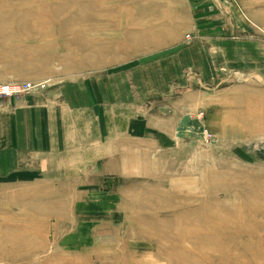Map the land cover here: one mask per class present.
Segmentation results:
<instances>
[{
  "label": "rangeland",
  "instance_id": "rangeland-1",
  "mask_svg": "<svg viewBox=\"0 0 264 264\" xmlns=\"http://www.w3.org/2000/svg\"><path fill=\"white\" fill-rule=\"evenodd\" d=\"M214 3L180 30L171 0H0V83L47 81L0 108L68 87L104 112L0 170V264H264V0Z\"/></svg>",
  "mask_w": 264,
  "mask_h": 264
},
{
  "label": "crops",
  "instance_id": "crops-1",
  "mask_svg": "<svg viewBox=\"0 0 264 264\" xmlns=\"http://www.w3.org/2000/svg\"><path fill=\"white\" fill-rule=\"evenodd\" d=\"M188 5H177L171 0V5L163 8H155L156 14H171L178 18L179 29L183 30L185 24L189 28L193 27V17L196 15H214L218 10H224L225 6H214L207 4L204 0H188ZM214 4V5H213ZM218 9V10H217ZM180 15H186L187 18H180ZM32 23V22H31ZM42 23L43 22H34ZM45 23V22H44ZM197 24V23H196ZM178 27V26H176ZM175 39V37L173 38ZM176 38L170 47H180L182 44ZM166 45V44H162ZM167 46V45H166ZM193 44L190 50H184L183 55L193 52ZM41 76L23 75L13 78H34ZM12 78V77H10ZM78 89V88H77ZM83 91L84 88H80ZM74 91L72 88L61 87L48 90L40 95H30L21 98L16 103L9 104L0 108V170H39V160L44 156V152H53L52 155H58L61 151L68 149L65 129L72 122L76 128L78 123V108L90 107L89 113L92 114L96 126H103V104L96 98V92H82V104L70 101L68 95ZM75 93V91H74ZM78 134V131H75ZM28 161V162H27Z\"/></svg>",
  "mask_w": 264,
  "mask_h": 264
},
{
  "label": "built area",
  "instance_id": "built-area-1",
  "mask_svg": "<svg viewBox=\"0 0 264 264\" xmlns=\"http://www.w3.org/2000/svg\"><path fill=\"white\" fill-rule=\"evenodd\" d=\"M47 84V81L43 82H36V83H28V82H21L18 83L16 87L19 86L16 92H9L8 86L0 83V98L1 97H9V98H15L16 96L19 95V93L23 92H28L33 89H43L45 85Z\"/></svg>",
  "mask_w": 264,
  "mask_h": 264
},
{
  "label": "bare ground",
  "instance_id": "bare-ground-1",
  "mask_svg": "<svg viewBox=\"0 0 264 264\" xmlns=\"http://www.w3.org/2000/svg\"><path fill=\"white\" fill-rule=\"evenodd\" d=\"M2 84L8 86V89H9V92H10V93H11V92H16L17 89L19 88V86L16 87V86L18 85V82H10V83H2ZM30 91H31V90H30ZM30 91H28V92H30Z\"/></svg>",
  "mask_w": 264,
  "mask_h": 264
}]
</instances>
